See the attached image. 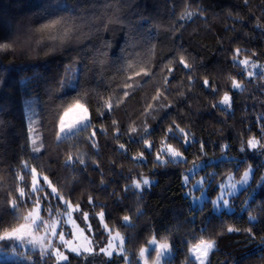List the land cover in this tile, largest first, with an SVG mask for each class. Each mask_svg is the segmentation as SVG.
Instances as JSON below:
<instances>
[{"label": "trees", "instance_id": "trees-1", "mask_svg": "<svg viewBox=\"0 0 264 264\" xmlns=\"http://www.w3.org/2000/svg\"><path fill=\"white\" fill-rule=\"evenodd\" d=\"M4 43L10 48L0 50V234L38 201L42 219L59 216L69 235L62 221L68 202L93 244L89 254L68 252L69 264H127L125 256L138 264L151 239L169 244L164 264H198L192 251L200 240L216 245L206 264H238L264 241V0H0ZM237 48L246 66L234 65ZM233 80L240 89L232 90ZM225 93L231 99L222 108ZM76 103L87 109L90 126L58 138L61 116ZM174 125L189 143L171 138ZM249 139L258 147L248 148ZM168 145L181 153L178 162L165 154L166 164L155 163ZM194 163L203 165L210 196L228 175L253 167L250 183L230 198L232 210L215 211L211 200L191 205L182 178ZM32 169L42 189L34 193ZM142 177L154 181L134 188ZM21 189L26 195L17 200ZM110 232L123 237V251L105 258L97 250ZM11 246L0 242V250ZM261 256L242 264H264ZM0 264L64 262L26 250Z\"/></svg>", "mask_w": 264, "mask_h": 264}, {"label": "rangeland", "instance_id": "rangeland-1", "mask_svg": "<svg viewBox=\"0 0 264 264\" xmlns=\"http://www.w3.org/2000/svg\"><path fill=\"white\" fill-rule=\"evenodd\" d=\"M81 105L82 107H77V105ZM86 109L82 104L76 103L72 105L69 109H67L63 115L61 116V119L59 121L58 125V132L57 137L62 138L66 136L65 133L61 132V123L63 122V125L65 129H67L69 126L77 125L79 121L83 119L85 115L88 116L87 112L84 111ZM75 131V129H74ZM31 139L35 141L37 139L35 132H34V119L31 118ZM68 135V134H67ZM203 167L202 163H194L192 164L184 173L182 178V183L185 187L184 194L189 198L191 205L193 206H200L203 204L206 200H217L219 197H223V199H226L229 201L228 206H224L222 202L220 205L216 208H214L213 204L212 209L215 211L220 210H226L230 211L232 210L231 204H230V198L236 194H238L243 188H245L251 181L252 173L250 174L248 181L246 184L242 183L244 179V173L248 171L250 168L253 170V167L248 165L241 175L238 178H234L233 175H228L220 184L223 185V187H218V191L214 196H210L208 189H209V182L207 180V177L204 173H200V169ZM185 176L189 177L188 183H184ZM37 177L35 176L36 184H37ZM143 179H148L150 182H153L154 180L148 178V177H142L141 180H138L141 182V188L147 187L142 184ZM34 180V179H33ZM199 181H203V184H198ZM233 185H235V189H233ZM33 186V182H32ZM51 188V187H50ZM53 191V189L51 188ZM41 206L40 203L37 201L32 206L30 211L25 216L24 221H22L19 225H17L14 228H19L20 225L26 224L28 227L25 228L22 232H19L15 234V236L12 239H4L0 242H9L13 246H11L9 249H1L0 250V259H11L13 257H20L26 250H41L45 252H49L53 255L55 262L59 263L62 262L59 255L56 253H62L63 256H67L68 252L75 253L77 252L71 251L72 248H76L79 253H92L94 250L93 244L88 236H86L82 230L81 227H79L74 220L72 216V210L69 209L68 212H64L62 216V221L64 222L65 226L69 227V235L66 230H60V217H50V219H46L47 221H44L40 214ZM40 220H43L45 223L41 225L39 228L36 227V225L39 223ZM11 230V229H10ZM10 230L3 232L0 234V236H3L6 232H10ZM53 231L56 233H63L64 236V243L61 242L59 235H53ZM155 239L149 240V243L142 248V250L139 253L138 256V264H164L165 259L170 255L171 250L170 246L167 242H162L155 240V244H151L150 242ZM123 237L118 232H110L108 235V239L106 243L97 250L98 253L102 257H109L107 252L113 253H122L123 251ZM161 245H167L166 248L161 247ZM86 249H90V251H86ZM101 249H105L106 252H102ZM154 250L153 254L150 256L151 251ZM143 253V254H142ZM193 259L200 264L199 260H196V256H201V259H203V256L200 252L192 251ZM125 260L128 264L127 256H125ZM126 264V263H122Z\"/></svg>", "mask_w": 264, "mask_h": 264}, {"label": "snow or ice", "instance_id": "snow-or-ice-1", "mask_svg": "<svg viewBox=\"0 0 264 264\" xmlns=\"http://www.w3.org/2000/svg\"><path fill=\"white\" fill-rule=\"evenodd\" d=\"M56 7L59 8L60 6L57 5ZM64 10H66V8ZM9 48H10V44H8V43L0 44V50L6 51ZM240 52H241V49H239V48H237L235 50V54L233 56V63H234V65L235 64H243V65L246 66L248 64V60L247 59L237 60V57L239 56ZM179 64H181L184 68H189V65L187 63H185V61L183 59H181L179 61ZM248 75L251 76L252 73H249ZM203 86L208 87L209 86V81L208 80H204L203 81ZM240 87L241 86H240V84L238 82H236L235 80L232 81V90L240 89ZM230 99H231L230 96L227 93H225L224 96H223V98H222V100L220 101L219 106L222 107V108L224 106H228L230 104ZM77 107H82V106L78 104ZM107 107L110 110L112 108V105L109 104ZM214 107H216V105H214ZM84 111L87 112V109H84ZM101 115H103V113H101ZM89 126H90L89 117L87 115H85L83 117V119L77 123V125L69 126L67 129H65V127L63 125V122H62L61 123V129L60 130H61L62 133H65L67 135V134L73 133L74 129L75 130H80V128L86 129ZM174 127L176 129V132H178L180 135L177 136L176 135V132H173V128L170 127L167 130V132L171 136V138L183 140L185 144L189 143V141L187 140L188 134L185 132V130L183 128H180L178 125H174ZM145 132H146V134H150V133H148V130L147 129L145 130ZM93 135H95V133H93ZM262 139H264V136H262ZM258 144H259L258 141H255L254 142V140H252V139H249L247 141V147L248 148H251V149L257 148L258 147ZM120 147L123 148V145H121ZM227 147L228 146L225 145V148H227ZM145 148H146V150H148L149 152H151V151L154 150V145L151 144V143H148L147 141H145ZM203 148H204V144L201 143V149L203 150ZM35 151H39V148H36ZM239 151L243 153L245 151V145H241ZM165 154L170 157V160H175L176 162H178V158L181 157V153L180 152L175 151L172 148L171 145H168L166 148H163L162 147L156 153L155 161L154 162L155 163H158L160 165L166 164L168 161H164V160L161 159V157L163 155H165ZM143 157H144V153H141V155H140V157L138 159L142 160ZM70 161H71V158H70ZM79 162L81 164H84V161H79ZM252 172H253V170L250 168L248 171H246L244 173V179H243L242 183H244V184L247 183L248 178H249V176H250V174ZM32 173H33V177H34L32 192L33 193L34 192H39L42 189L36 186L35 169H32ZM262 179H264V178H262ZM44 180L47 181V177H45ZM188 180H189V177L188 176H185L184 183L187 184L188 183ZM151 183L152 182H150L148 179H143V181H142V184L145 185V186H150ZM198 184L202 185L203 184V181H199ZM133 187L136 188V189H140L141 188V182L140 181L134 182ZM218 187H223V185H220ZM232 187H233V189H235L236 186L233 185ZM53 192H55V189H53ZM25 195H26V193L21 189L20 190V193H19V196L16 199L17 200H21V198H23ZM211 202H212L214 208L218 207L221 202H222V204L224 206H228V204H229V201L226 200V199H223L222 196L219 197L217 200H214V201H211ZM65 205H66L65 211L68 212L69 209H71V205L68 204V202H65ZM17 207H19V205H17L16 202L13 201L12 207H11V212H12L13 215L15 214V210H16ZM75 210L76 211H79V206H77V208ZM82 215H84L85 219H87V214L86 213H82ZM100 215H101V218H103V215L104 214L101 213ZM128 219H129L128 217H124V221L125 222H127ZM249 221L250 222H255L256 221V218L255 217H249ZM44 223L45 222L43 220H40L39 223L36 225V227L39 228ZM27 227L28 226L26 224H24V225H20L19 228H11L10 232H6L3 236H0V241L4 240L6 238L7 239H12L15 236V234H17L19 232H22ZM236 231H238V230L235 229V228H233V227H228L227 228V232L228 233H233V232H236ZM52 234L53 235H57L58 233H56L55 231H53ZM58 235H59V238H60L61 242L64 243L63 233L61 232ZM252 239H254V236L252 237ZM150 243L154 245L155 244V240L151 241ZM161 247L166 248L167 245H161ZM215 247H216V245H215V242L214 241L200 240L199 244L194 245V249L193 250L194 251H197V252H200L202 254V256H203V259H201V256H196L195 259L196 260H199L200 264H206L207 256H208L209 252H212L213 250H215ZM71 251L77 252V255L80 254L79 251L76 248H72ZM86 251H90V249H86ZM101 251L102 252H106L105 249H101ZM256 252H264V241H262V243L256 248V250L254 252L249 253V254H245L244 256L240 257L238 259V264H242L243 260L250 258L251 255H255ZM56 254L60 256V258L64 262V264H69L68 257L67 256H63V254L62 253H59V252H57ZM106 254H108L109 256L112 255L111 252H107ZM260 258L261 259H264V256H261Z\"/></svg>", "mask_w": 264, "mask_h": 264}]
</instances>
